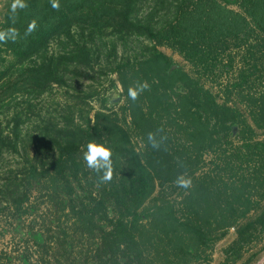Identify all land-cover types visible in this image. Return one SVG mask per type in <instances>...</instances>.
I'll use <instances>...</instances> for the list:
<instances>
[{"label": "trees", "instance_id": "trees-1", "mask_svg": "<svg viewBox=\"0 0 264 264\" xmlns=\"http://www.w3.org/2000/svg\"><path fill=\"white\" fill-rule=\"evenodd\" d=\"M247 1L249 9L260 0ZM23 2L27 7L18 10L15 22L9 11L0 27V30L10 27L18 30L15 41H0V54L7 52L13 57L10 64L0 58L3 63L0 159L5 153H18L20 149L26 153L25 138L29 135L26 126L34 121H38L37 136L31 138L38 151L34 158L39 161L37 155L41 151L45 152V157L39 163H31L19 181L5 180L0 188L1 199L6 200L3 209L22 208L28 200L32 181L40 175L52 173L51 180L60 184L72 166L75 167L73 174L77 175L79 165L75 154L83 144L93 141L95 133V136L106 137L105 142L117 152L115 157L130 167L131 182L145 185L144 201L153 200L156 180L173 184L180 175L186 174L194 187L185 189L182 216L172 200H156L151 208L135 215L137 219L131 228L124 231L126 240L118 243L117 254H112L103 264H194L206 255L210 243L223 236L226 229L241 219H249L251 212L256 211L255 205L264 200V187L260 188L264 185V141H257L255 137V129L264 128V95L239 98L248 104V121L237 108L220 103L212 91L196 84L182 70H172L170 59L156 47L147 45L170 39L191 52L203 53L204 50L189 45L190 42L199 34H206L211 39L209 42H214L226 29H241L246 24L242 16H233V12L217 0H57L58 9L52 7L53 0ZM246 12L256 23L262 24L251 8ZM33 22L34 30L25 36ZM134 37L147 43L141 48L143 55L131 57L125 53L118 59L117 40L128 47ZM109 43L112 50L105 57ZM211 51L215 53L211 47L208 55ZM103 58L111 70L118 73L126 91L131 86L147 85L136 100L130 101L132 110L138 109L142 100L149 105L150 112L143 113L145 127L149 129L137 126L146 136L143 157L132 146L129 133L118 125L111 113L97 112L92 129L89 114L84 128L75 124L74 117L64 116L60 123L54 118H44L39 112L43 98L55 87L71 88V77L91 79V73L101 75ZM180 73L191 83L184 94L175 90L178 83H187L176 78ZM167 123L175 127L177 133L183 132L184 138L173 142L174 133L168 132ZM234 126L240 127L236 137L243 146L229 149V145L233 146ZM149 132L157 133V139L165 138L159 150L148 145ZM54 151L58 153L55 157L49 154ZM208 151L216 153L214 171L218 175L206 174L210 177L204 180L196 174L203 167L200 158ZM250 155L256 156L257 166L253 177L245 183V177L236 178L233 167L237 157L244 165ZM120 194L127 196L125 192ZM84 218H88V214L84 213ZM260 233H264V212L256 221L240 227L239 241L231 251L239 255L243 243Z\"/></svg>", "mask_w": 264, "mask_h": 264}, {"label": "rangeland", "instance_id": "rangeland-1", "mask_svg": "<svg viewBox=\"0 0 264 264\" xmlns=\"http://www.w3.org/2000/svg\"><path fill=\"white\" fill-rule=\"evenodd\" d=\"M217 1L232 11L233 16H242L246 24L242 25L241 29H226L214 42H209L211 39H208L206 34H199L189 45L199 46L204 50L203 53L191 52L182 48V44L178 46L170 39L147 44L143 39L136 40L134 37L133 43L130 42L128 47L116 39L117 57L120 59L125 53L131 57H141L143 45L156 47L170 59L172 70H182V73H186L196 84L204 85L205 89L212 91L220 103L237 108L240 114L250 121L248 104L242 103L239 98L243 95H264V3L260 0L250 7L255 18L262 22L260 25L246 12L250 10L246 7L249 6V1ZM11 3L12 0H0V27L5 22ZM109 44L104 52L105 57L107 52L112 50L111 43ZM211 47L215 53L211 51L208 55ZM0 58L6 60L7 64L13 61V57L7 52L1 53ZM100 64L103 70L101 75L91 73V79L71 77V88L55 87L52 92L46 94L43 104L39 105L42 109L39 112L44 118H54L60 123L63 122L64 116L74 117L75 124L84 128L87 126L86 118L89 114L92 129L97 112L111 113L112 117L117 119L118 125L129 133L132 146L143 157L146 136L137 126L141 125L146 131L149 129V126L145 127L143 118V113L150 112L148 102L142 100L139 108L132 110L130 101L133 99L130 98L129 91L125 90L118 73L111 70L105 58ZM2 65L0 61V71ZM176 78L181 82L187 81L186 84L178 83L176 92L186 93L191 83L181 73L177 74ZM192 86L195 89L193 84ZM35 126H38V121L26 126L29 134L25 138V146L28 148L26 153L20 149L18 153H5L0 159V188L6 179L14 178L19 181L24 178V172L31 163H39L44 159V151L37 155L39 161L34 158L38 152L31 142V138L37 136ZM166 126L168 132L174 133L173 142L175 139L184 138L183 132L177 133L176 128L171 127L169 123ZM239 128H232L233 146L229 145V149L243 146L236 137ZM92 136L93 141L105 145L112 152L111 179L100 182L98 174L87 167L83 157L88 144L92 142L90 141L83 144L75 154L76 163L79 165L76 169L77 175L73 174L74 166L71 171L67 169L62 184L51 180L52 173L40 175L37 180L32 181L28 200L20 209L13 206L3 209L6 200L0 197V264H103L112 254H117L120 245L118 243L126 240L124 231L127 232L131 228L137 219L135 215L151 208L157 203L156 200H172L178 214L182 216L185 212L183 202L187 195L186 188L176 183L161 184L156 180L155 193L151 197L153 200L144 201L142 189L145 185L131 182L130 173L133 172H130V167L125 161L115 157L117 152L105 142L106 137L95 136V133ZM217 137L221 138L222 135L217 134ZM255 137L257 141H264V128H256ZM214 148L217 150L218 146L215 144ZM49 154L55 157L58 153L54 151ZM200 159L203 167L196 177L207 180L210 176L206 174L218 175H215L214 171L216 153L205 152ZM248 160L241 165L237 157L233 167L236 178L245 177V183L253 177L254 167L257 166L256 156L250 155ZM42 172L44 171L42 170L41 174ZM184 176L186 178V174ZM190 187H193L192 180ZM262 187L263 184L260 188ZM121 192H125L127 196L120 194ZM255 209L249 219L239 220L236 225L226 229L223 236L213 240L206 255L194 264H264V233L244 242L239 255L231 251L239 241L240 227L256 221L264 212V200L255 205ZM84 213L88 214V218H84Z\"/></svg>", "mask_w": 264, "mask_h": 264}, {"label": "clouds", "instance_id": "clouds-1", "mask_svg": "<svg viewBox=\"0 0 264 264\" xmlns=\"http://www.w3.org/2000/svg\"><path fill=\"white\" fill-rule=\"evenodd\" d=\"M26 3L23 0H12L10 5V13L13 23L15 22L18 10L26 8ZM52 7L55 9L59 8L57 0H53ZM35 28V22L29 25L25 36L31 34ZM18 37V30L10 27L6 30H0V41L7 42L8 39L15 41ZM147 87L146 84H139V86H131L129 88V96L131 99L135 100L139 93L142 92ZM165 138L161 136L157 139V133L149 132L147 135L148 145L154 149L159 150L164 143ZM111 150L103 144H97L92 141L87 146V151L84 153V160L86 161L87 167L94 170L100 179V182H106L111 179L113 171V162L111 159ZM102 174V175H101ZM180 187L188 188L190 186V179H186L184 175H180L175 181Z\"/></svg>", "mask_w": 264, "mask_h": 264}]
</instances>
